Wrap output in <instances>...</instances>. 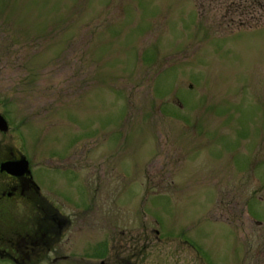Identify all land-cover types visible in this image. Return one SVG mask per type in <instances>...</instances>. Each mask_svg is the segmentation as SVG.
I'll return each instance as SVG.
<instances>
[{"label": "rangeland", "instance_id": "1", "mask_svg": "<svg viewBox=\"0 0 264 264\" xmlns=\"http://www.w3.org/2000/svg\"><path fill=\"white\" fill-rule=\"evenodd\" d=\"M224 1L0 0L1 107L68 202L48 256L73 258L40 264L151 229L146 264H264V22Z\"/></svg>", "mask_w": 264, "mask_h": 264}, {"label": "flooded vegetation", "instance_id": "2", "mask_svg": "<svg viewBox=\"0 0 264 264\" xmlns=\"http://www.w3.org/2000/svg\"><path fill=\"white\" fill-rule=\"evenodd\" d=\"M0 104V261L8 264H40L54 250L60 240L62 229L70 220L63 217L60 207L68 203L55 197H47L46 191L34 180L30 162L23 150L15 145L14 125L8 108ZM57 200V206L54 201ZM62 211V212H61ZM149 231L128 233L123 236L117 231V238L108 235L106 252L98 255V263L87 264H146L147 255L157 254L160 236L149 239ZM172 240V241H171ZM173 251L186 252L192 257L189 247L170 239ZM168 242V243H169ZM68 254H55L49 257L51 263L64 260ZM194 257V256H193ZM73 258V257H72ZM76 258V257H75ZM195 259V257H194ZM196 260V259H195Z\"/></svg>", "mask_w": 264, "mask_h": 264}, {"label": "trees", "instance_id": "3", "mask_svg": "<svg viewBox=\"0 0 264 264\" xmlns=\"http://www.w3.org/2000/svg\"><path fill=\"white\" fill-rule=\"evenodd\" d=\"M229 14L232 15L226 17L229 30L255 28L264 22V0H225L222 17Z\"/></svg>", "mask_w": 264, "mask_h": 264}, {"label": "water", "instance_id": "4", "mask_svg": "<svg viewBox=\"0 0 264 264\" xmlns=\"http://www.w3.org/2000/svg\"><path fill=\"white\" fill-rule=\"evenodd\" d=\"M0 118H1V121L4 122V119L2 117H0Z\"/></svg>", "mask_w": 264, "mask_h": 264}]
</instances>
